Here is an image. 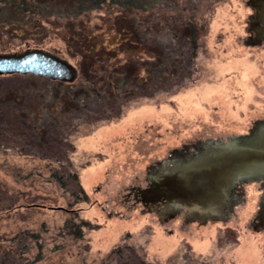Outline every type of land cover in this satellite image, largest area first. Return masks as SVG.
Masks as SVG:
<instances>
[{
  "label": "rangeland",
  "instance_id": "1",
  "mask_svg": "<svg viewBox=\"0 0 264 264\" xmlns=\"http://www.w3.org/2000/svg\"><path fill=\"white\" fill-rule=\"evenodd\" d=\"M146 1L156 5L157 26L136 55L140 70L158 68L166 61L159 55L168 54L182 62L171 67L172 78L137 83L122 76L105 104L81 83L0 76V264H130V253L151 264H264L258 183L236 189L241 201L226 220L159 216L157 204L140 195L149 168L174 151L246 134L264 119V43L248 42L253 10L248 0ZM177 10L195 14L203 27L193 56L170 31ZM106 13H90V28L104 34ZM44 25L39 41L0 31V52L42 48L79 72L59 29ZM133 91L144 95L125 93Z\"/></svg>",
  "mask_w": 264,
  "mask_h": 264
},
{
  "label": "trees",
  "instance_id": "2",
  "mask_svg": "<svg viewBox=\"0 0 264 264\" xmlns=\"http://www.w3.org/2000/svg\"><path fill=\"white\" fill-rule=\"evenodd\" d=\"M147 2L146 0H0V31L2 34L28 38L30 35L40 37L41 31L46 32L44 24L53 30L59 29L58 37L65 43L68 54L78 60L79 76L74 83H81L82 87L100 96L106 104L109 98L113 97L112 84L119 83L122 76H126L125 80L131 79L137 83H146L150 80L164 81L172 78L176 73V69H172V66L178 68L182 65L181 61L173 59L172 56L161 54L159 55L161 60L164 57L166 61H160L161 65L158 68L153 63L152 67L147 66L148 69L140 70L141 57L136 55L146 49L145 33L157 26L153 19V15L157 13L156 5L154 2L151 4ZM196 7L197 4L190 5L192 10ZM103 8L107 10L105 18L101 19L107 24L104 34H102L101 27L93 26L94 30L90 28L89 17L93 11ZM58 13L62 14L61 18L58 17ZM194 16L195 14L185 17L181 10H177L175 15L169 18L173 23L170 28L171 33L182 41V47L180 43L178 45L179 49L184 48L183 44L185 43L192 51L191 56L194 55L197 48V40L203 34V27L195 22ZM97 31L102 36L94 33ZM110 33L112 35L108 37ZM43 38L44 35L36 40H43ZM35 44L39 46L41 42ZM120 55H124V58H119ZM142 61L145 63L144 65L148 64L144 60ZM163 65H165L164 68ZM133 66H135L133 75L129 76L131 73L129 74L128 68ZM157 72L158 76L151 77ZM125 93L135 97L144 95L134 91ZM7 113L9 112H5L6 115H8ZM103 114L105 115L102 118H111L104 111ZM22 123L26 124L24 121ZM12 129H14V124ZM30 130H33L32 127ZM48 138L51 139L50 136ZM47 143L49 140L45 142L46 145ZM51 153L55 154L52 150ZM47 156L51 157V155ZM51 176L59 184L64 185L59 174L53 173ZM73 178L76 176L73 175ZM80 192L83 194V199H86L82 189ZM74 235L79 236L77 231ZM121 250L117 248L115 252L121 255ZM130 255V264H151L144 260H138L131 253Z\"/></svg>",
  "mask_w": 264,
  "mask_h": 264
},
{
  "label": "water",
  "instance_id": "3",
  "mask_svg": "<svg viewBox=\"0 0 264 264\" xmlns=\"http://www.w3.org/2000/svg\"><path fill=\"white\" fill-rule=\"evenodd\" d=\"M253 10L248 42L264 43V0H248ZM31 75L65 84L74 83L77 68L68 60L42 48L0 52V76ZM141 194L160 203L171 214H189L200 221L226 220L241 201L234 194L246 183H258L261 194L256 218L264 225V119L253 122L246 134L206 139L191 150L174 151L170 160L157 162L146 176Z\"/></svg>",
  "mask_w": 264,
  "mask_h": 264
},
{
  "label": "flooded vegetation",
  "instance_id": "4",
  "mask_svg": "<svg viewBox=\"0 0 264 264\" xmlns=\"http://www.w3.org/2000/svg\"><path fill=\"white\" fill-rule=\"evenodd\" d=\"M140 195L142 196V198H143V195L141 194V192H140ZM157 205H156V208H155V210L158 212V215L159 216H161V215H163L164 217H174V216H176V215H183L184 217H185V219H192V220H197L198 222H201L200 221V219H197V218H192V217H190L189 216V214L188 213H186V212H184V211H182L181 213H175V214H171V212H170V210H166V209H164L162 206H161V204L158 202V203H156Z\"/></svg>",
  "mask_w": 264,
  "mask_h": 264
}]
</instances>
